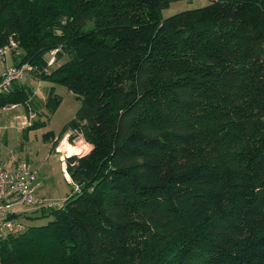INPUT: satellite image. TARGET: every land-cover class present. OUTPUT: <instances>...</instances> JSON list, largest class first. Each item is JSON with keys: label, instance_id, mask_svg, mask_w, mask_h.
I'll return each instance as SVG.
<instances>
[{"label": "trees", "instance_id": "1", "mask_svg": "<svg viewBox=\"0 0 264 264\" xmlns=\"http://www.w3.org/2000/svg\"><path fill=\"white\" fill-rule=\"evenodd\" d=\"M172 1L0 0V46L80 100L91 145L67 158L77 189L25 216L46 224L0 235V264H264V0L163 17ZM20 103L40 104L15 80L0 107Z\"/></svg>", "mask_w": 264, "mask_h": 264}, {"label": "rangeland", "instance_id": "2", "mask_svg": "<svg viewBox=\"0 0 264 264\" xmlns=\"http://www.w3.org/2000/svg\"><path fill=\"white\" fill-rule=\"evenodd\" d=\"M211 1L213 0H174L161 10V15L166 17L184 9L204 6ZM13 40L17 43V47L7 54L5 61L0 57V73L6 66L15 65L23 52L19 40ZM45 56V59L50 61L54 58V50L46 52ZM64 60L65 58L49 67L53 68ZM19 82L33 90L40 104L37 103L32 112L27 111L22 103L9 109L0 107V161L5 165L19 160L27 161L36 171V182L39 184L37 193L43 200V205H60L73 193V188L77 189V187L73 185L71 178L66 179L63 175L62 163L59 160L61 152L57 148L63 149V146H60L62 141L72 146L77 145L73 146L75 153L69 155L77 157L87 154L91 149L89 143L85 142L80 135L75 136V131L70 129L71 121L76 118L80 100L65 86L39 80L29 72L25 73ZM48 92L59 96L54 111L49 110L45 103ZM35 119L44 120L45 124L27 128ZM26 120L29 122L25 125ZM46 132L49 135H46ZM37 212L30 210L19 216L23 228L27 225L40 226L51 219L50 216L25 218L26 215H34Z\"/></svg>", "mask_w": 264, "mask_h": 264}, {"label": "built area", "instance_id": "3", "mask_svg": "<svg viewBox=\"0 0 264 264\" xmlns=\"http://www.w3.org/2000/svg\"><path fill=\"white\" fill-rule=\"evenodd\" d=\"M17 43L13 39L0 46V57L5 61L7 54L13 52ZM53 58L48 64L52 63ZM31 67L24 63L20 66H6L0 73V92L7 91L11 83L23 78ZM29 120L24 122L28 124ZM65 141L60 143L64 145ZM59 146V147H60ZM61 146V147H62ZM59 160L62 163L63 175L70 178L67 171V158L70 154L63 149ZM36 171L25 160H19L11 168L0 164V235L13 232L23 228L19 216L30 210H37L44 207L43 200L36 194Z\"/></svg>", "mask_w": 264, "mask_h": 264}, {"label": "bare ground", "instance_id": "4", "mask_svg": "<svg viewBox=\"0 0 264 264\" xmlns=\"http://www.w3.org/2000/svg\"><path fill=\"white\" fill-rule=\"evenodd\" d=\"M63 150H64V152H66L68 154L75 153L74 147L71 144L67 143V142H64Z\"/></svg>", "mask_w": 264, "mask_h": 264}, {"label": "crops", "instance_id": "5", "mask_svg": "<svg viewBox=\"0 0 264 264\" xmlns=\"http://www.w3.org/2000/svg\"><path fill=\"white\" fill-rule=\"evenodd\" d=\"M17 104H13V105H10V106H5V108L6 109H9V107L11 108V107H14V106H16ZM0 164H1V161H0ZM1 165H3L4 167H7V168H11L13 165H14V163L12 162L11 164H9V165H5V164H1ZM39 188V184L36 182V189H35V191H36V194L38 195V193H37V189ZM41 196V195H40Z\"/></svg>", "mask_w": 264, "mask_h": 264}]
</instances>
